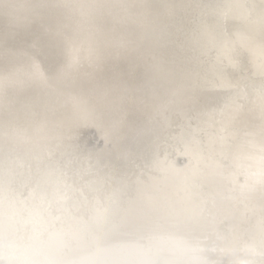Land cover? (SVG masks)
<instances>
[{
  "label": "bare ground",
  "instance_id": "1",
  "mask_svg": "<svg viewBox=\"0 0 264 264\" xmlns=\"http://www.w3.org/2000/svg\"><path fill=\"white\" fill-rule=\"evenodd\" d=\"M210 2L0 0V246L3 223L34 217L61 185L85 194L98 181L106 193L130 184L149 163L145 148L170 150V136L154 135L175 134L182 114L225 95L201 78L213 62L199 23L215 18L197 16ZM228 3L258 11L254 0Z\"/></svg>",
  "mask_w": 264,
  "mask_h": 264
},
{
  "label": "water",
  "instance_id": "2",
  "mask_svg": "<svg viewBox=\"0 0 264 264\" xmlns=\"http://www.w3.org/2000/svg\"><path fill=\"white\" fill-rule=\"evenodd\" d=\"M228 2L197 16L215 18L199 23L213 62L201 78L225 95L182 114L175 134L154 135L170 136V150L145 148L149 163L130 184L61 185L34 217L6 220L0 264H264V0L258 11ZM225 71L257 81L225 83Z\"/></svg>",
  "mask_w": 264,
  "mask_h": 264
}]
</instances>
